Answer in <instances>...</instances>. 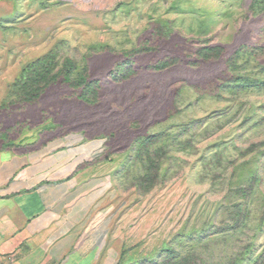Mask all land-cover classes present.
Here are the masks:
<instances>
[{"label": "rangeland", "instance_id": "374dc122", "mask_svg": "<svg viewBox=\"0 0 264 264\" xmlns=\"http://www.w3.org/2000/svg\"><path fill=\"white\" fill-rule=\"evenodd\" d=\"M74 131L111 156L113 264L169 247L252 264L264 250V0H0V146Z\"/></svg>", "mask_w": 264, "mask_h": 264}, {"label": "crops", "instance_id": "0c3cea01", "mask_svg": "<svg viewBox=\"0 0 264 264\" xmlns=\"http://www.w3.org/2000/svg\"><path fill=\"white\" fill-rule=\"evenodd\" d=\"M112 169L81 131L0 146V264H113Z\"/></svg>", "mask_w": 264, "mask_h": 264}, {"label": "trees", "instance_id": "16d2710c", "mask_svg": "<svg viewBox=\"0 0 264 264\" xmlns=\"http://www.w3.org/2000/svg\"><path fill=\"white\" fill-rule=\"evenodd\" d=\"M48 58L49 55L39 60H36L30 64H27L21 72V77L26 79L27 74L30 75L36 72L37 70H39L40 68H44L46 60ZM197 259H199V257L193 253L180 255L175 248L169 247L163 249L162 254H160L158 257L151 259H144L140 261L139 264H200L198 263ZM252 264H264V250L252 262Z\"/></svg>", "mask_w": 264, "mask_h": 264}]
</instances>
